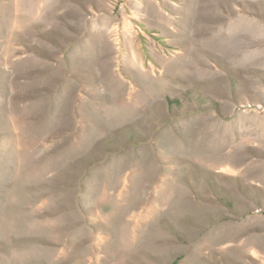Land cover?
<instances>
[{
    "label": "rangeland",
    "instance_id": "374dc122",
    "mask_svg": "<svg viewBox=\"0 0 264 264\" xmlns=\"http://www.w3.org/2000/svg\"><path fill=\"white\" fill-rule=\"evenodd\" d=\"M233 1L0 0V264H254L264 0Z\"/></svg>",
    "mask_w": 264,
    "mask_h": 264
},
{
    "label": "crops",
    "instance_id": "0c3cea01",
    "mask_svg": "<svg viewBox=\"0 0 264 264\" xmlns=\"http://www.w3.org/2000/svg\"><path fill=\"white\" fill-rule=\"evenodd\" d=\"M127 6L131 11L138 10L139 7L146 8L148 5L152 8H156L163 12H166L162 0H127ZM167 3L175 5L176 0H167ZM136 18L138 16L134 14ZM258 238L254 243L251 244L250 252L252 257V262L254 264H264V226L257 227L256 229Z\"/></svg>",
    "mask_w": 264,
    "mask_h": 264
},
{
    "label": "bare ground",
    "instance_id": "6f19581e",
    "mask_svg": "<svg viewBox=\"0 0 264 264\" xmlns=\"http://www.w3.org/2000/svg\"><path fill=\"white\" fill-rule=\"evenodd\" d=\"M238 1H240V0H237V2ZM231 2H234L233 9L227 11L226 15H224V18H226V22H230V23L235 22L236 23L238 21V19H240L242 17L241 12L243 11V7L236 5L235 1H233V0H231ZM256 2H259V0L253 1V3H256ZM210 11H211V13L216 14L215 19H220L219 14L222 11H220L219 8H216L215 6L211 5Z\"/></svg>",
    "mask_w": 264,
    "mask_h": 264
}]
</instances>
